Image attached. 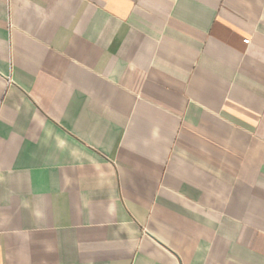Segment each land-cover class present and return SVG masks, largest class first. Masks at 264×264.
Masks as SVG:
<instances>
[{
    "label": "crops",
    "instance_id": "obj_1",
    "mask_svg": "<svg viewBox=\"0 0 264 264\" xmlns=\"http://www.w3.org/2000/svg\"><path fill=\"white\" fill-rule=\"evenodd\" d=\"M0 264H264V0H0Z\"/></svg>",
    "mask_w": 264,
    "mask_h": 264
}]
</instances>
